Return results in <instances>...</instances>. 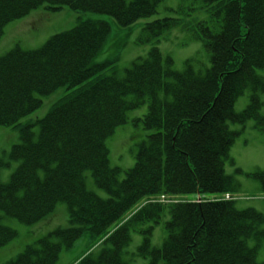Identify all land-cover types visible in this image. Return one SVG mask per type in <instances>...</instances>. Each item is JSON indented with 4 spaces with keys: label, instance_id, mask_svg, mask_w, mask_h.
I'll return each instance as SVG.
<instances>
[{
    "label": "trees",
    "instance_id": "16d2710c",
    "mask_svg": "<svg viewBox=\"0 0 264 264\" xmlns=\"http://www.w3.org/2000/svg\"><path fill=\"white\" fill-rule=\"evenodd\" d=\"M161 1L0 0V37L6 24L40 7L103 14L128 27L155 15ZM203 1L208 19L190 24L209 55L210 65L202 71L187 65L173 70L152 47L118 75L107 61L94 60L111 32L105 19L78 18L38 48L15 47L0 56V127L18 125L44 96L63 89V97L41 118L18 129L11 151L19 157V171L1 186L0 208L25 224L44 219L58 203L68 211L66 227L37 238L38 246L23 247L4 264H56L60 249L84 234L101 248L77 264H127L121 255L130 231L141 226L138 231L149 234L164 212L169 218L162 245L151 248L143 241L138 247L146 249L141 254L148 255L147 264H264L256 258L264 215L251 207L239 209L233 200L147 203L128 213L142 196L233 192L224 158L238 131L229 122L242 126L253 119L264 129L255 93L242 110H234L246 88L254 92L263 86L256 71L264 70V0ZM180 20L164 16L144 22L140 42ZM211 21L216 25L209 26ZM142 103L147 109L141 122L150 133L135 166L119 178L108 164L105 140L126 122L127 111ZM88 172L106 197L85 188ZM253 175L264 191V170ZM14 236L0 224V245ZM249 239L256 243L250 246Z\"/></svg>",
    "mask_w": 264,
    "mask_h": 264
},
{
    "label": "rangeland",
    "instance_id": "374dc122",
    "mask_svg": "<svg viewBox=\"0 0 264 264\" xmlns=\"http://www.w3.org/2000/svg\"><path fill=\"white\" fill-rule=\"evenodd\" d=\"M209 11L208 7H204L203 0H163L159 4L155 15L142 18L131 26L121 27L115 24L110 17L103 14L79 13L68 7H62L57 10H46L40 7L4 26L0 37V56L17 46L23 50L38 48L51 35L74 26L78 18L105 19L111 23V32L108 33L104 42L106 44H103L106 48H103L102 53L95 56L94 60L107 61V66L116 68L115 70L118 74L121 75L136 57L146 56L152 47H156L155 49L159 51V56L168 60L166 64L173 70L180 71L184 65H187L193 70L202 71L209 66L210 60L202 42L192 32L190 24L208 19ZM164 16H173L181 20L180 23H175L173 27L163 31L159 36L148 40L143 39L140 42L142 24L152 18ZM212 23L216 25L214 21H211L208 25L211 26ZM113 39L114 42H112ZM256 73L260 75L259 81L263 84L262 88L258 86L254 89V92L250 88H246L245 92L236 99L234 110L237 112L242 110L248 102L250 92H252L261 100L259 112L264 116V70H257ZM62 90H57L44 96L41 105L36 111L30 113L27 117L21 118L19 123L22 124L20 127L27 120L34 121L41 118L58 97H63L61 94ZM146 109V103H142L140 106L129 110L127 112V121L116 126L105 140L109 164L120 168V177L135 166L137 157L142 153V145L145 143L143 136L148 129L143 127L141 118ZM17 126L0 127V190L1 186L9 180L10 174L19 171V157L13 151L8 153L11 146L19 141ZM37 127V125H34L33 130H37ZM229 127L238 131L224 158V174L230 176L235 187L233 189L234 194L225 192L228 194V199H226L227 195L223 194L210 195L198 192L194 193V195L159 194L157 196H142L138 202L139 204L133 207L134 210L132 212H136V209L141 208L146 201L169 205L233 200L235 201V206L239 209L251 207L264 215V191L259 180L253 175L254 172L264 170V129L256 127L253 119H249L242 126L239 123L229 122ZM8 154L11 156L9 157ZM21 176L19 178L24 181L26 176L24 174ZM84 186L100 197L105 196V192L94 183L89 172L85 176ZM54 209V212L47 215L45 219L31 224L22 223L11 216L1 217V221L5 225L15 230L16 236L5 245L0 246V264L14 258L23 249L24 245L33 244L37 238L46 235L54 229L64 228L68 225L66 205L58 203ZM0 210L2 209L0 208ZM49 218L50 220H48ZM164 220L165 218L162 217L160 224L155 225L148 234L152 247H159L162 244L166 234L163 227ZM140 227L137 226V228ZM262 227L264 228V222ZM143 236L142 232L132 231L130 241L122 248V258L128 264H147V257L142 256L138 251ZM257 242L259 243L257 260L262 261L264 260V239ZM255 243L256 240L254 239L248 240L250 246ZM99 248L100 246H96L94 241L84 234L74 245L61 250L57 264H74L88 250L96 253ZM141 253H147L146 249L144 248Z\"/></svg>",
    "mask_w": 264,
    "mask_h": 264
}]
</instances>
